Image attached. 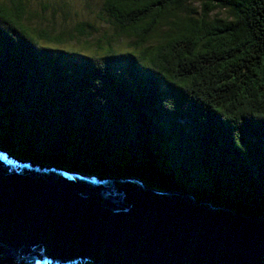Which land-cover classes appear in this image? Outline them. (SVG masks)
I'll use <instances>...</instances> for the list:
<instances>
[{"label":"trees","instance_id":"trees-1","mask_svg":"<svg viewBox=\"0 0 264 264\" xmlns=\"http://www.w3.org/2000/svg\"><path fill=\"white\" fill-rule=\"evenodd\" d=\"M103 2L140 46L118 54L119 68L53 52L0 5V149L264 218V0H199L151 48L141 44L186 0Z\"/></svg>","mask_w":264,"mask_h":264},{"label":"water","instance_id":"water-1","mask_svg":"<svg viewBox=\"0 0 264 264\" xmlns=\"http://www.w3.org/2000/svg\"><path fill=\"white\" fill-rule=\"evenodd\" d=\"M161 180L183 186L179 178ZM175 181V182H174ZM264 264V218L0 149V264Z\"/></svg>","mask_w":264,"mask_h":264},{"label":"rangeland","instance_id":"rangeland-1","mask_svg":"<svg viewBox=\"0 0 264 264\" xmlns=\"http://www.w3.org/2000/svg\"><path fill=\"white\" fill-rule=\"evenodd\" d=\"M199 3V0H186L187 8L177 10L158 24L142 47H153L168 31L174 18L196 14ZM0 5L14 17L19 10V25L53 52L54 49H71L94 53L103 57L112 68H119L126 60L118 56L119 53L140 49L135 37L121 30L111 12L105 9L103 0H0ZM228 15L225 11L215 10L211 17L228 18ZM109 47L111 54L117 56L107 57Z\"/></svg>","mask_w":264,"mask_h":264}]
</instances>
